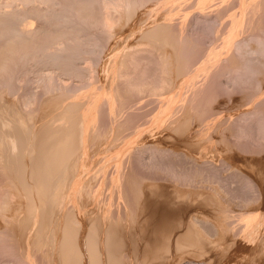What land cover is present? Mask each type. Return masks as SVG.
I'll use <instances>...</instances> for the list:
<instances>
[{"label": "bare ground", "instance_id": "6f19581e", "mask_svg": "<svg viewBox=\"0 0 264 264\" xmlns=\"http://www.w3.org/2000/svg\"><path fill=\"white\" fill-rule=\"evenodd\" d=\"M199 1L201 2V4L204 2V0H203V2L201 0H199ZM208 1H210V0H207L206 2H208ZM214 1L213 2L211 1V2L214 3ZM223 1L224 0H222V3H223ZM218 2L221 3V1H218ZM196 3H198V1ZM127 4H128V2L126 0H0V107L3 105L1 103L2 101L7 102V99H8L9 104H15V103H17V102H15L16 98H18V99L20 98L21 104H23L24 108L27 110V112L25 113L27 115L26 116L20 115L21 116L20 118H16V122L14 121V122L10 123L8 120L2 119L0 116V118L3 120V121L1 120L2 122L0 121L1 122L0 123V168L1 169L0 170H2L3 173L6 172L7 175L4 174L5 178L7 176L11 179L10 180L9 178H6V180L9 179V180H7L9 182H7V181H5V182H7L8 184L11 182L12 187L16 186V187H14L15 189H13V190H15V193L17 191L19 192V193L18 192L16 193L17 197L19 196L18 194L21 193L22 195L25 196V197L22 196V197H24L23 199H26V198L28 199L27 200L28 204L26 203V205L28 207L26 205L25 206H26V211L28 210V212H30V214L24 218L26 220V222L25 223L19 222L20 224L18 223L17 227H19L21 229H25L26 227H28L30 221H27V220L29 218H31L30 215H32L33 218L36 219L37 221L39 220V224H38L39 227L35 228V232L37 231L35 234H37L38 239H39V240H36V244L42 243V247H43V244H44L43 240H44V242L46 244L51 245V250L54 249L53 253L55 254L57 252V255L54 258L55 260L52 258V256H51V258L54 260L53 262H55L56 260L60 261V264H128L127 260L131 259V258H129V256H131V255L136 256L137 258L140 257L139 259H141V257H142V259H141L142 262H144L145 259H148V256H151V260H152V257H154V259H157V261L161 263L160 259H158L159 255L157 257L155 255V254H159V253L158 252L153 253V251H157V250H155L157 247L154 248L153 246L157 245V244L154 245V243H156V242L159 243L161 241V240H159V236H160L159 233H161V232L164 233V230H165V228L162 226L165 224V227L167 228L166 225H168L170 221L167 224L166 220L169 216L171 217L172 212L174 213L173 209L168 205L170 203L167 204V202H166L163 206L161 205L163 207L160 210L161 213L157 214L158 209L156 208L157 209L156 210V209L151 207V205L153 206V203H152L153 201L148 200L146 197H145L146 199H144L143 197H144L145 193L142 191V189H139L141 187H138L139 192L142 191L144 193L143 197H139L140 196L139 195L137 198V196H136L137 200L140 198H143V200L140 199V200H138L139 202L137 200H135V202L139 204L138 205L139 208H137V209L139 210L140 215L137 219H135V217H134V219H135V221L139 219V221H138L137 225H136L137 221H136V223L133 222L136 226L132 223H130L129 225L127 224V226H125V224H124L125 223V221H124L125 217L123 219V217L120 218L116 213H115L116 214L115 215L112 211L113 208H115V206H113V208L111 206L112 205V200H111L112 193L114 194L117 191L118 193L117 192L116 193L118 194V196H120V194H121L120 192H123V188H124V187L122 188L120 186L125 184L124 182L127 179V176H126L125 171L123 169V167H125V166H123V161L121 160V158H120V160H118L119 159V157H118L116 163H115V161H113L115 163V165H114L115 168L112 167L113 171H110L111 169L107 168V165L105 164V166H103L102 171H99V169L96 167L99 171L98 173H100V174H98L96 172L95 174L92 175V177L89 175L91 178L90 177L84 178L83 175L85 173L83 174L82 170H81V168H86L85 167L86 161H84V160L86 158L85 156L89 153V151H91V150L88 151V146L91 145L89 142L90 137H91V132L92 133L95 132L96 131L95 129L97 128V126H99V118H101L103 116H109L108 118H110V116H112L115 113V111L117 112L116 109H118L116 107V105H118V104H116L117 101H116V98H115V95L113 94V92H110L109 94H107L106 93L107 91H106L105 92L106 94H103V92L100 94L98 92L99 91L98 86H96V84L94 85L95 73L93 72V69H92L93 68L92 63L94 60L99 58L98 56H99L100 52L103 51V50L101 51V49H100L101 47H103L102 45L104 44L102 41L104 40V38L107 39L108 37L111 36L112 26L114 25L116 20L118 21V18H117V16L114 15V13H113L114 10L112 11V8H114L115 10L119 9V8L124 9V7L127 6ZM201 4L198 5V7L202 6ZM216 4L217 3H215L214 8H216L215 6H217V5L220 6V4H217V5ZM191 6H193V5H191ZM194 6H196V5H194ZM194 6H193V8H194ZM229 6H230V8H228V7L225 8L227 11H229V14H228L229 18L226 15V17H227V19H229V21H228V26H227L228 28L226 27L227 29H225V30H227L226 31L227 34H225L226 32L224 33L227 36H225V39L223 37V39L225 40V42H223V43L224 44L227 43L226 46H228L231 49L232 53L234 52V55L232 54V56H231L232 58L234 57V60H232V63H230V64L228 63V65H226V64L220 65L217 62H215V61H218L217 60L218 56L216 54H214L212 59H211L213 66L211 67V65H210V67H209V68H211L210 72L208 71L210 73V77H208V78L211 80V82H216L219 87H221L220 83L225 82V80L223 82L224 78L222 79V76L226 75L227 71L229 73L231 72L229 76H231L232 81H230L228 79L231 83L237 84V82H239L242 78L247 80L250 75L252 76V74L256 73V71H257L256 65H255L256 62L254 63V61L258 58H256V57L253 58V55H254L253 53L257 52L260 57L257 54L256 55L260 59H262L261 55L264 54V26L259 25V23H260L259 21L264 18V0H231L229 3ZM204 7H206V5ZM207 7L210 8L211 6L209 5ZM203 8H202V10H203ZM212 8H213V6H212ZM122 9H120V11ZM197 9H199V8H197ZM200 9H201V7H200ZM204 9H208V8H204ZM219 9H217V10H219ZM220 10H223V9H220ZM123 11H121V12H123ZM214 11L210 15L215 14ZM202 12H201V14H202ZM219 12H221V11H219ZM116 14H117V12H116ZM207 14L205 13V16L202 14V16L206 17ZM216 15L217 14H215V16ZM218 15H220V14H218ZM197 16H199V15H197ZM157 17H158V15H157ZM204 17H203V19H204ZM217 17H219V16H217ZM224 17H225V14H224ZM185 18H186V16H185ZM209 19H210V21H208V22L210 23L213 19L212 18H209ZM217 19L218 18H214V21H212L213 24H214L215 20H217ZM224 19H226V18H224ZM263 20L261 22H263ZM224 21H227V20H224ZM191 22L193 23V21H191ZM191 22H189V23H191ZM212 22H211V25H212ZM201 23H202V21H201ZM165 24H167V22ZM162 25L165 26L163 23H162ZM202 26H203V24H202ZM156 27H157V25H156ZM156 27L154 26V28H152V30L154 29L153 30L154 32L152 31L153 34L155 33L157 35L158 33H161V35L163 34L164 37L162 38V36L161 35L160 36L162 39H164L165 38L164 34L167 31V29H165L166 26L164 29L161 28L162 26L160 27L161 30L162 29H163V31L166 30V31H164V33H162L163 31H161L160 28H159L158 32L156 31L157 32L156 33L155 30H158V29H156ZM158 27H159V25H158ZM195 27H197V26L195 25ZM205 27H207V24ZM210 27H212V26H210ZM93 28L96 30V32L98 29L99 30L98 33L100 32V35L99 34L94 35V32H95L94 30H93L94 32H90V31H92L91 29H93ZM213 28H214V26H213ZM197 29L201 30L200 28H197ZM247 29L249 31L251 30L250 32L248 31V33H249L250 37L255 38V42L257 43V44L254 43L255 47H253V52H251V50L248 48L249 47V45H248L249 37L245 38L247 35L246 34L247 32L245 33L246 34L245 37L241 38L243 35L240 37L241 33L244 30L247 31ZM205 30H206V28H205ZM187 31H189V30H187ZM202 32H199V33L202 34ZM167 33H166V36H168ZM205 33H206V31H205ZM151 34L152 33H150V35ZM208 34H206V36ZM182 35L184 36V33ZM191 35H193V34H191ZM194 35H193V37H194ZM204 35H202V37ZM134 37H136V36H134ZM202 37L200 36L199 38H202ZM205 37L202 39L203 41H206L208 36L206 38ZM120 38H121V36H120ZM159 38L156 37L155 39H159ZM199 38H197V40L196 39H194V40L199 41L198 40ZM211 38H212V36H211ZM168 39H169V37L167 38V40ZM146 42H149V41H146ZM168 42L171 43L172 41H168ZM105 43H106V41H105ZM201 43L203 44V42H201ZM139 44H138V46H139ZM142 44H140V45H142ZM145 44H147V43H145ZM148 44H152V43H148ZM250 44H252V43H250ZM120 45H121V43H120ZM144 45H142L141 47H143ZM155 45L156 44H154V49H155ZM149 46H147L148 48H145V46H144L143 47L144 49H141V47H140V49L139 48H134V49L132 48V50L130 49V50H128V52H126V54L124 55V57L122 59L120 58L121 61L119 62V65L120 66L122 65V67L125 65L128 66V70H126L127 67L126 68L124 67L125 68L124 70L128 71L127 73L123 72V70L120 71V72H123V74L126 76L125 78H124L122 73L120 74L119 72H117L119 74V76L121 75L123 77V78H121V81H120V79L118 81L119 86H120L118 88H120V90H121V88L127 90L126 95L124 93V95L126 97L128 96V94H131V96L134 97L135 95L142 94V93H145L147 91H148L149 95H152V94L153 95H155V94H158V95L161 94L162 95V92L163 93L165 92L166 88L169 85L168 83H170L172 80V78L169 77L172 75L168 76L169 79L167 78V75H168L167 73L169 72L168 69H170V67L167 68V64L169 63L168 65L172 66L171 63H173L172 60L174 59V56H172L173 59H170V58L166 59L165 58L166 55L160 56V58H159L160 60L158 59V62L156 63L157 66L155 65L156 69L158 68L156 70V72L158 71L157 73H159V74L157 76H154V75L152 76V74H147V71L151 66L148 62L149 61L148 58H151L150 57L151 55L149 53H151L152 51H153V53L155 52V50L152 49V45L150 47ZM151 49H152V51H151ZM99 50H100V52H99ZM158 51H159V48H158ZM208 51H210V50H208ZM250 53H252V54L249 55ZM87 55H92L94 57V59L92 57V60H89L88 62H86V65H85V63H84V65H83V63L81 64L80 60L87 57ZM101 55L103 56V54H101ZM167 56L171 57V55H167ZM203 57H204V55H203ZM231 57H230V59H231ZM89 59H90V57H89ZM220 59H221V57H220ZM220 59H219V61H220ZM177 60H179L178 62L180 63V59H177ZM101 62H102V60H101ZM196 62H197V60H196ZM227 62H229V60ZM257 63H259V62H257ZM179 65H181V64H179ZM120 66L118 67V69L120 68ZM179 67H182V65ZM150 69H152V67ZM176 69H179V68L177 67ZM120 70H121V68H120ZM167 70H168V72H167ZM177 71H180V70H177ZM149 73H151V72H149ZM176 73H178V72H176ZM184 73L185 74H183V75L185 76L186 72H184ZM171 74H172V68H171ZM37 75H38V77H37ZM110 75H109V77H110ZM181 75H182V73H181ZM64 76H66V77L70 76V77H76V78L78 77L79 79L82 80L81 84L80 85L77 84V83H79L78 81L76 84H75L76 81L74 83H70L69 81H67V79L63 78ZM204 77H206V75ZM204 77H203V79L201 78L200 80L203 81ZM170 78H171V80H170ZM190 79H191V77H190ZM226 79H227V76H226ZM35 80H37V82L40 81L43 88H44L43 92H42L43 94H41V92L39 91V93L42 96H44V95L47 96L48 94L53 93L55 91H59V92L62 91V94H64L62 96H68L69 98H71L70 100H68L67 105L65 104L68 107L67 109L69 110L68 115L63 117V119H66V122H64V123L58 122L56 124V122L51 121L52 119H49L46 121H41V123L43 122V125L41 126L40 125L41 123H39L40 128H38L37 126H36L37 128L35 127V125H34L35 120H32V118L34 117V114L37 115V113L33 114V112H34L36 103L39 100V96H41L40 94H37L38 92L33 91V89H31L32 86L30 87V85L33 84V82H35ZM169 80H170V82H169ZM118 82L116 81V83H118ZM172 82H171V84H172ZM203 82H205V80ZM218 82H219V84H218ZM230 82H229V84H230ZM243 82L245 83V81H242V83ZM207 83H209V82H207ZM226 83L228 84L227 81H226ZM198 84L199 83H197L196 85H198ZM224 84H221V85L224 87L225 86ZM235 84H232V86L236 87ZM239 84L240 83H238V86L242 85V84H240V85ZM199 85H201V82ZM217 85H216V89L218 88ZM259 85H260L258 88L259 90L256 93L254 91H252L254 93H252V92L249 93V90L247 89L248 95H245V93H244L243 96H241V97L238 96L239 98H233L231 100L228 98L230 102H228L229 103L228 106H225V105L224 106L227 107L226 111L228 110L227 113L231 119V123L227 122L229 124V126L227 124V126L225 125V127H223V128L220 127L221 122L223 120L225 121V118H223V120H221V118L218 119L219 113H220L219 111L222 112V109L219 110L218 111L219 113H218L217 112L218 109L216 110V108H212V115H210V116L213 117V115H215L213 117V123H211L212 124L211 128H213V130H214V132L212 133L213 137H216L215 134H217L219 131H222V132L226 131L227 139H225L226 140V142L224 143L225 145H223L222 141H221L222 144H220L222 146H220V147L217 146V145H219V144H217L218 141H215L216 144L213 143L215 139L212 140V137H211L212 135L209 136V134L212 131L208 134L210 144L208 142L207 143L209 144V146H205V145L203 146L200 142V139L198 142L196 140L192 141V146L195 147L194 150H196V148H197L200 152V153L198 152V154H201L200 156H197L198 154H196V156H194L195 158L193 157L194 158L193 161H195L201 165V167H199V169L202 168L204 171V170H207L206 168L209 166L210 168L209 167L208 168L210 170H212L211 172L213 174H214V171H216V173H220L219 171H222V172H221V174H219V177H218L219 179L217 177H215L217 179V180L215 179L216 182H214V181L211 182L212 179L214 178L215 174L214 175L211 174L210 170L208 169L209 172L206 171L205 174L210 173L213 176H211L210 174H207L208 179L205 178V177H207L205 175L203 177H204V179H207V180H209V178L212 177V179L210 180V184L211 183L212 184L208 185L210 188L206 187L207 181H205V183L202 182L203 178H201V179L199 178L198 182L202 180L201 183H203V184H201V186L202 185L205 186V187L202 186V188H204L205 190L208 188L209 190L208 191L206 190V192H205L200 188L201 190H197V192H195L194 194H192V192H191L193 199H195L193 204L197 205L198 209L199 208H201V209L198 210L199 212H195L196 209L194 208L195 209L194 213H196V214L194 215V213L192 214V212H191V214L193 216L189 215L190 216V219H188L189 223L186 221V219L184 220V221H186V224L188 223L186 225V227L188 226L189 231L187 230L188 233L185 231L186 235L183 234V237L185 238V240L188 241L186 243H188V244L190 243L191 245L194 246L193 250L196 253V258L194 256L195 259L190 258L193 260L189 259L190 261H187V262H185V260L181 258L182 259L181 264H264V83L263 84L260 83ZM84 86L85 87L90 86L91 88H90V91L88 90L89 92H87V93L84 91L85 94L83 96L84 92L81 93L83 91V90L81 91V88ZM230 86H229V88H226V86H225V88L230 90ZM243 86H244V84L242 85V90L246 89L245 88L246 85H245V87H243ZM248 87L250 88L249 85H248ZM100 88L103 89V91H104V86H103V88L102 87H100ZM211 88H212V86H211ZM79 89L81 92H79ZM111 89H113V88H111ZM111 89H110V91H111ZM116 89H117V86H116ZM162 89L163 90L165 89V90L163 91ZM239 89L241 90V88H239ZM239 89H237V90H239ZM195 90H196V88H195ZM237 90L234 89L233 91L236 92ZM242 90H241V92H243ZM114 91H116V90H114ZM201 92H203V90ZM226 92H227V90H226ZM120 93L122 95V92H120ZM166 93H168V92H166ZM116 94H118V93H116ZM210 94H211V92H210ZM158 95H156V96H158ZM179 96H180V94H179ZM129 97H130V95H129ZM133 97L132 98L130 97L131 99L127 97V99H130V100L126 99V101L124 99L125 104H122L121 106L128 105V103H130V102L132 103V100H134V99L136 101V98H133ZM118 98H117V100H118ZM121 98L122 97L120 96V99ZM185 98H186V96H185ZM208 98H212V97H208ZM217 98H219V97H217ZM137 100H139V99L137 98ZM121 101H123V100H121ZM170 102H172V101H170ZM118 103H119V101H118ZM133 103H135V102H133ZM136 103H137V101H136ZM47 105H49V101H48ZM133 106H134V104H133ZM153 107H154V105H153ZM129 108L127 107V110ZM164 108H163V110H164ZM141 109H144V108H141ZM21 110H23V108ZM135 110H137V109H135ZM41 111L39 110L40 113H41ZM143 115H145V114H143ZM220 115H221V113H220ZM44 116L45 115H43L42 118H44ZM139 116L141 117L142 114ZM52 118H55V117H52ZM60 118H61V116H60ZM104 118H103V121H104ZM209 118H211V117H208L207 119H209ZM56 119H58V118L56 117ZM138 119H137V121H138ZM178 119L179 118H177V120ZM207 119H205V120H207ZM37 121H38V118L36 120V123H37ZM53 121H55V120H53ZM210 121H208V122H210ZM181 122H184V121H181ZM202 123H200V125ZM204 123H205V125H207V122L204 121ZM1 124H3V125H1ZM183 124L187 125V123H182V125ZM115 125H117V124H115ZM205 125H203V127ZM147 127H149V126H147ZM164 127H166V126H164ZM100 128H102V127H100ZM36 129L38 131H36ZM91 129H93V130L91 131ZM104 130L106 131L107 129H104ZM202 130L204 131V133L206 135V132H205L206 129L205 130L202 129ZM202 130H201V132H202ZM119 131H120V129H119ZM207 131H209V130H207ZM107 132H109V131H107ZM199 132H200V130H199ZM199 132H198V135H199ZM222 132H220V133H222ZM96 133H93V134H96ZM113 133H115V132H113ZM93 134H92V138L94 136ZM98 134H99V132L96 135H98ZM103 134L105 135V133H103ZM171 134L172 133L170 132V135ZM172 135H174V134H172ZM196 135L197 134H195L194 139H196L195 138ZM115 136H116V133H115ZM221 136L222 135H220L219 137H221ZM245 138L247 139L246 140L247 143H248V139L252 138L254 140L252 143L256 144L257 146L254 145V148H252V150L250 148L245 147L249 143L247 145L245 144V146H243V144L246 143V142H244ZM94 139H95V137H94ZM94 139L93 140L91 139V141H94V143H95L96 140H94ZM141 140L142 139H140V141ZM162 140H164V139H162ZM184 140L186 141L185 138H184ZM217 140H219V139L217 138ZM134 141H135V139H134ZM233 141L235 142V144H233ZM251 141H249V142H251ZM128 142H130V140H128ZM145 142H146V140H145ZM170 143L172 144V142H170ZM202 143H203V141H202ZM207 143H206V145H208ZM132 144H129V145H132ZM141 144H144L145 146H143V145L140 146V144H139V146L137 145V147H136V145H135L134 146L135 149L133 148L134 153H132V154H129L128 153L129 150L126 149L128 151L127 152L128 155H131V157L129 159L132 158V160H130L132 162L129 161L131 164L128 163V166L132 165V163H134V161H135V163H140L142 165H145L146 167L149 166V167L153 168L152 166H156L157 165L156 163H161L160 160H163L165 158L164 157L163 159H161L162 155L160 153H162L163 151L164 152L166 151V153H167L170 150L169 147L166 149V147L162 146V145L160 147L157 146L158 147L157 148V147H155V143H154V146L149 145V144H151L150 142L148 143V145L145 143H141ZM94 145L95 144H93L92 146L94 147ZM99 145H100V143H99ZM89 147L91 149V146H89ZM95 147H97V145ZM98 147H97V149H98ZM129 147H132V146H129ZM129 147H127V145H126V148L129 149ZM163 147H165V148H163ZM193 147H191V148H193ZM244 148H245V150L247 149V153L243 150ZM107 149L110 150L111 147L107 148ZM124 149H125V147H124ZM208 149H211V152L208 153L207 152ZM248 149L250 150L249 152H248ZM119 150H120V148H119ZM185 150H187V149H185ZM87 151H88V153H87ZM92 152H93V150H92ZM195 152L197 153V150ZM111 153H112V151H111ZM166 153L164 155L167 156ZM169 153L170 152H168V154ZM174 153H175V151H174ZM207 153L210 155V157L207 156L208 155ZM146 154H148V155L146 156ZM159 154L161 155V157H159ZM177 154H182V153H177ZM118 155H119V153H118ZM92 156H93V154H92ZM158 157L160 160L158 159ZM179 157H180V155H179ZM105 158H106V156H105ZM177 158H178V156H177ZM177 158L175 156V159H177ZM183 158L184 157L182 156V159ZM191 158H192V156H191ZM169 159H167V160H169ZM81 160H82V162L80 164L79 162ZM171 160H173V159H171ZM178 160H180V159H178ZM216 160H219L220 162L218 161L219 163H217ZM104 161H106V160H104ZM158 161H160V162H158ZM170 161H169V163H171ZM184 162H185V160H184ZM181 163H183V162H181ZM110 164H112V163H110ZM187 164L185 166L186 169H187ZM192 164H193V162H192ZM142 165H141V167H142ZM178 165H179V163H178ZM195 165H197V164H194V166ZM202 165L204 167L206 166V168H204ZM145 166H143V167H145ZM169 166H170V164H169ZM197 166H199V165H197ZM109 167H111V166H109ZM134 167L135 166H133V168ZM157 167H159V166H157ZM173 167L174 166H172V169H174ZM181 169H183V168H181ZM202 169H201V172L198 171V168L195 169V170H197V176H198L199 172H200V174L203 173ZM128 170H127V172H128ZM136 170H139V169L136 168ZM191 170H193V169H191ZM2 171H0L1 176H3L1 173ZM146 171H147V169H146ZM178 171H179V169H178ZM144 173H141V175ZM154 173H152V174H154ZM170 173H172L174 175L177 172L174 169V170H171ZM188 173L186 172L187 175H188ZM129 174L132 175L131 172ZM159 175H160V173H159ZM175 175H177V174H175ZM184 175H185V173H184ZM130 176L128 177V179L130 178ZM147 176L148 175L146 174V177ZM200 176H198V177H200ZM185 177H188V176H185ZM1 178H3V177H1ZM197 178H195V179H197ZM158 179H159V177H158ZM170 179H171V177H170ZM186 179H188V178H186ZM67 180H69V181L65 183L64 181H67ZM71 180H72V182H71ZM233 180L236 182L235 184L238 185V186L236 185V187H238L239 190H238V188H235V186L233 185L234 184ZM143 181H142V183H143ZM181 181H182V179H181ZM187 181H189V180H187ZM69 182H71V184ZM134 182H135V180H134ZM146 182H147V180H146ZM158 182L156 183L157 185H158ZM168 182H170V181H168ZM182 182H184V181H182ZM104 183L110 188V196H109L108 202H106V200H107L106 197H105L106 200L104 199L105 202L108 203L109 205H107L105 203L106 206L105 205H104V207L102 206L103 208H102V210H100V208H98V206L95 207V205H93L92 203L100 204L99 203L100 197H101V202L104 201V200L102 201V197L104 198L102 193H103V190H105V189H103V187L105 188V186H103ZM131 183L133 184V182H131ZM153 183L155 184L154 181H153ZM161 183H162V181H161ZM195 183H196V181H195ZM213 183H215V184H213ZM230 183L234 187L232 185H230ZM150 184H148V185H150ZM204 184H206V185H204ZM160 185L161 184H159V186ZM1 186H0V188H1L0 192H3L2 191L3 188ZM141 186H143V185L141 184ZM159 186H157L156 188H158ZM198 186H200V182H199ZM229 186L233 187L232 190L234 189L233 190L234 192L233 191L230 192L231 187H229ZM163 187H166V186H163ZM176 187H177V183H176ZM16 188H17V191H16ZM6 189H8V188H6ZM6 189H4V191H6ZM186 189H184V190L187 192ZM198 189H199V187H198ZM13 190H10V192L9 191L8 192L10 194L11 193L15 194V193L11 192ZM169 190L170 189H168V191ZM176 190L177 189L175 188V190L171 192L172 196L170 195L171 197H173L170 199L174 202L177 200L178 194L181 193L180 190H179V192H178V190L177 191ZM184 190H182V191H184ZM193 190L195 191V189H193ZM235 190L238 191L237 194L235 193L236 192ZM107 191L108 190H106V192ZM159 191H160V189H159ZM185 191L183 193H185ZM135 192H134V195H135ZM157 192H158V190H157ZM233 193L235 195H233ZM1 194L3 195V194H5V192L1 193ZM12 194L9 196H5V197L8 198L10 196H13ZM21 194H20L19 198H17V199L21 198ZM123 194H125V193H123ZM123 194H122V196H123ZM140 194L142 195V193H140ZM2 195L0 196V200H1ZM134 195H132V196H134ZM146 195H147V193H146ZM185 195H187V194L185 193ZM73 196L74 197L77 196V198L75 197V201H74ZM122 196L119 198L121 199ZM125 196H129V195H125ZM192 196H190V197H192ZM161 197L159 196V198H161ZM185 197H187V196H185ZM119 198H117V199H119ZM181 198H184V197L182 196ZM14 199H15V197H14ZM23 199H21V200H23ZM112 199H114V197ZM127 199H129V198H127ZM134 199H135V197L133 198V200ZM231 199H234L236 201V203H234L235 206L232 204L234 201ZM8 200H9V198L7 199V202H8ZM10 200L13 201L12 198ZM10 200H9V202H10ZM2 201L0 202V209L2 210V208H3L2 211L7 210V209H4L5 207H8V206L15 207V205H16V204H14V206L11 205L10 204L11 202L8 203V205H5V203H4L5 200L2 199ZM15 201L16 200H14V202ZM67 202L70 203V205H66ZM195 202L197 204H195ZM15 203H17V202H15ZM21 203H18L17 207H19V204H21ZM24 203H25V201H24ZM89 203H91L90 204L92 206L91 208H90V206H88ZM128 203H129V201H128ZM64 204H65V206H68V208L67 207L65 208ZM101 204H100V206H101ZM129 204H131V203H129ZM193 204H191V205H193ZM118 205L121 206L122 204L120 205V203H119ZM124 205L126 207L128 206L127 209L131 208V207L129 208V206H131V205H126V204H124ZM87 206L89 208H87ZM17 207H16V209H17ZM22 207H20V209L18 208L16 211L14 209L10 208L11 211L9 214L11 215V217L12 216L16 217V216L12 215V213H11L12 210H13V212L15 211L14 214H16V212L18 214V210H21ZM119 208L120 207H118V209ZM57 209L62 210L61 211L62 214H61V217L59 216L60 218H58V216H57V220H56L54 216L56 215L55 214L56 211L58 213ZM120 210H121V208H120ZM123 210H125V209H123ZM123 210H121V211H123ZM135 210H134V212H132L133 214L135 213ZM151 210H152L153 214H151ZM114 211H115V209H114ZM116 211H118L117 207H116ZM129 211L131 212V209ZM132 211H133V206H132ZM137 211H136V214H137ZM110 212H112V214ZM125 212L126 211H124L123 213L126 214ZM123 213H121L120 215H122ZM147 213L151 214L150 215L151 218L155 213L157 215H159V220H157V222L155 223L154 229H153V231H154L153 232L154 233V237H153L154 239L152 238L153 241L150 238V235H152L153 233L148 234L149 229L147 228V226L149 223L147 224V222H149L148 220H150V219L148 218L149 214L147 215ZM179 214H181V213H179ZM188 214H190V213L188 212ZM34 215H35V217H34ZM59 215H60V213H59ZM131 215L132 214H130V216ZM24 216H26V215H24ZM123 216H125V215H123ZM127 216H128V214H127ZM134 216H135V214H134ZM180 217H178V218H180ZM127 218L129 219L130 217H127ZM8 219H10V217H8ZM53 219H54L55 224L52 223ZM121 219L124 222H122ZM128 219L126 220L127 222L130 220V219L129 220ZM180 219L182 222L183 221L182 218H180ZM12 220H13V218L10 221H12ZM15 220L16 219L14 218V221ZM131 220L129 222H131ZM175 220H177V219H175ZM3 221H5V220H3ZM10 221H9V223H10ZM172 222H171V224H172ZM15 224L16 223L13 222V224H12V222H11L9 227L10 226L12 227V225H14L13 227L16 228ZM35 224L33 222L32 225H35ZM175 225H176V223H175ZM175 225H174V229L176 227ZM150 226H151V224H150ZM170 226H172V225H170ZM170 226H168V228H170ZM183 226H184V224H183ZM48 227H50L49 231H48ZM178 227H179V225H178ZM178 227H176V228L178 229ZM15 228H13V229H15ZM182 228L183 227L181 226V229ZM13 229L10 231H13ZM185 229L186 228H184V230ZM4 230H5V228H4ZM16 231H13L12 234L14 232H15L14 234H16L17 233ZM1 232L2 231L0 230V233ZM169 232H171V231H169ZM180 232H178V233L180 234ZM2 233L4 234V231ZM21 233H23V232H21ZM173 233H175V232H173ZM183 233H184V231H183ZM35 234H34V236H35ZM1 235L2 234H0V237H1ZM166 235H168V234H166ZM171 235H173V234L171 233ZM181 235H182V232H181ZM19 236H21V235H19ZM34 236H33V238H34ZM162 236L165 237V235H162ZM167 237H165V240L166 239L168 240ZM178 237H181V236L179 235ZM2 238L3 237H1V239ZM18 239L21 240V237L20 238L18 237ZM34 239H36V238H34ZM162 239H163V237H162ZM165 240L163 239V241L166 243ZM176 240H175L176 245H178L177 242H178V240H181V239L176 238ZM185 240H183V242H182V240L179 241L178 242L179 245L180 246H181V244L184 245L183 243L185 242ZM34 241L35 240H31V242L33 244H34ZM164 242H162V243H164ZM167 242H168L167 244L170 243V241H167ZM180 242H182V243L180 244ZM27 243H29V242H27ZM162 243H161V245H159L160 247H162ZM165 243L163 245H165ZM38 244H37V246H38ZM46 244H44V245H46ZM167 244H166V246H167ZM31 245H29V246H31ZM24 246H25V244H24ZM35 247H36V245H35ZM38 247H36V248L38 249ZM40 249H43V248H40ZM165 249H166V247H165ZM178 249L179 248H177L176 250L178 251ZM167 250H168V246H167ZM176 250H175V252H176ZM180 250H181V248L179 249V251ZM183 251H185V250H183ZM159 252H161V250ZM167 252H166V254H169ZM185 253H186V251H185ZM39 254L42 255L43 253H39ZM45 254H48V252H46ZM153 254H154V256H153ZM162 254H163V252H162ZM169 255H171V253ZM169 255H167L166 258H164L165 256L163 257L167 263H169V261H171L169 259L173 258V257L169 258ZM176 255H177V252H176ZM179 255L182 256L183 254L181 255L179 253ZM42 256H45V258H46V255L43 254ZM180 256H177V257H180ZM161 257L162 256L160 255V258ZM45 258H44V260H45ZM137 258H136V260H137ZM176 259L178 260V258H176ZM181 259L179 258L180 261H181ZM42 260H41V262H42ZM48 260H50V259H48ZM183 260H184V262H183ZM132 261H131V263H132ZM134 261H135V259H134ZM146 261H148V260H146ZM157 261H156V264H158ZM35 262L36 261H34V263ZM41 262H40V264H41ZM45 262H47V260ZM50 262H51V260H50ZM137 262H139V261H137ZM137 262L135 264H137ZM149 262H151V261H149ZM166 262H165V264H166ZM31 263H32V261H31ZM49 263H45V264H49ZM162 263H163V260H162ZM36 264H37V262H36ZM141 264H143V263H141ZM173 264H180V263H173Z\"/></svg>", "mask_w": 264, "mask_h": 264}, {"label": "rangeland", "instance_id": "374dc122", "mask_svg": "<svg viewBox=\"0 0 264 264\" xmlns=\"http://www.w3.org/2000/svg\"><path fill=\"white\" fill-rule=\"evenodd\" d=\"M127 2H128V4H127V6H125L124 7V9H122V8H119V9H114V8H112V11H113V13H114V15L115 16H117V18H118V21L116 20L115 21V23H114V25L112 26V33H111V36L110 37H108L107 39L106 38H104V40L102 41L104 44L102 45L103 47H101L100 49H101V51L102 52H100V50H99V52H100V54H99V58L98 59H96V60H94L93 61V63H92V69H93V72L95 73V76H94V80H95V82H94V85L96 84V86H98V92L101 94L102 92H103V94H109L110 92H113V94L115 95V98H116V104H118V105H116V107L118 108V109H116L117 110V112L115 111V113L112 115V116H110V118H108L109 116H103V117H101V118H99V126H97V128L95 129L96 131L95 132H93V133H98L99 132V134L98 135H96V134H93L92 132H91V137H90V140H89V142H90V144L91 145H89V146H91V149H90V147L88 146V151L89 150H91V151H89V153H88V151H87V155L84 157L85 158V160L84 161H86L85 162V167L86 168H81V170H82V173L84 174L83 176H84V178L85 177H92V175L93 174H95L96 172L98 173L99 171H102V169H103V166H105V164L107 165V168H110L111 170L110 171H113V168H115V163H116V161H117V158L119 157V159L118 160H120V158H121V160L123 161V166H125V167H123V169H124V171H125V174H126V176H127V179H126V181L124 182L125 184H123L122 186H120V187H124L123 188V192H120L121 194H120V196H118V192L116 193H112V197H111V200H112V208H113V206H115V208H113V213L115 214H117L120 218H122L123 217V219H124V217H125V219H124V221H125V226H127V224L129 225L130 223H132V224H134V223H136V221H137V223H136V225L138 224V221H139V219L138 220H136L135 221V219H137L138 217H139V210L137 209V208H139L138 207V203H136L135 202V200H137V198H138V196L139 197H143V194H144V199H148V200H152L153 202V206L151 205V207L152 208H154V209H158V212H157V214L158 213H161V209L163 208L162 206L167 202V204L168 203H170V204H168L172 209H173V211H174V213L172 212L171 213V217L169 216L168 218H167V220H166V223L168 224V222H169V224L168 225H166L167 226V228H168V226H170V225H172V226H170V228H166L165 227V224L162 226V227H164L165 228V230H164V233L163 232H161V233H159L160 234V236H159V240H161L160 242L162 243V242H164L163 241V239L165 240V237H167L168 238V240L166 239L165 241H166V243H165V245H163L164 243H162V247H160L159 245H161V243L159 244L158 242H156V243H154V245L155 244H157V245H155V246H153L154 248H156L155 250H157V251H153V253L155 252V253H159V254H155L156 255V257L158 256L159 258L158 259H160V261H161V263H162V260H163V263L162 264H165V259L164 258H166V256L167 255H169L170 253H171V255H169V258H172V259H169V260H171V261H169V263H167L166 262V264H173V263H182V259H184L185 260V262H187V261H190V260H193V259H195L196 258V253H195V251L193 250L194 249V246L193 245H191L190 243L188 244V243H186V242H188L187 240H185V238L183 237V234H185L186 235V233H185V231L187 232V230L189 231V229H188V226L186 227V225L189 223V220L188 219H190V216H193L192 214L194 213V210L196 209V211L195 212H199L198 210L199 209H201V208H199L198 209V207H197V205H194L193 203H194V201H195V199H193V196H192V194H194L195 192H197V190H203V191H205L206 192V190L208 191L209 189L207 188L206 190L204 189V188H202V186H201V184H203V183H201V181L202 182H204L205 183V181H207V186L206 187H209L208 185L210 184V180L212 179V177L211 178H209V180H207L208 179V176H207V174H213L211 171L212 170H210L208 167L206 168V166L204 167L203 165V167L204 168H206L207 170H204L203 171V169H202V171H203V173L202 174H200V172H201V169H199V167H201V165L200 164H198L197 162H195V161H193L194 160V156H196V154H198V152H199V150L196 148V150H197V153L195 152L196 150H194L195 149V147H193L192 146V141H199V139H200V142H201V144L204 146H209V136H211L212 137V140H214V144H216V142L215 141H218L217 142V144H219V145H217V146H222V145H220V144H222V142H223V145H225L224 143L226 142V140L225 139H227V133H226V131H224V132H222V131H219L217 134H215L216 135V137H213V132H214V130H213V128H211V123H213V117L215 116V115H213V117L212 116H210V115H212V108H216V110H217V112L219 111V110H221L222 109V112L221 111H219L220 113H221V115H220V113H219V118L218 119H220L221 118V120H223V118H225V121L223 120L222 122H221V124H220V127L221 128H223V127H225V125L227 126V122H230L231 123V119H230V116L228 115V113H227V111H226V109H227V107H225V106H228V102H230L229 101V99L231 100V99H233V98H239V97H241V96H243L244 95V93H245V95H248L247 94V92H248V90H249V93L250 92H252V91H254L255 93L259 90L258 88H259V84L261 83V84H263L264 83V54L263 55H261V58L262 59H260L259 57V54L257 53V52H255V53H253L254 55H253V58L254 57H256V58H258V59H256L255 61H254V63H255V65H256V68H257V71H256V73H254V74H252V76L250 75L249 76V78L247 79V80H245V79H241L239 82H237V84H235V83H231L230 81H232L231 80V76H229L230 75V73L227 71V73H226V75H223L222 76V79H223V82H224V80H225V84L224 83H220V86L221 87H219L218 85H217V83L216 82H211V80L208 78V77H210V69L211 68H209L210 67V65H211V67L213 66L212 65V57H213V55L214 54H216L218 57H217V60L219 61V59H220V57H221V59H220V61L218 62V61H215V62H217L218 64H220V65H228V63L230 64V63H232V60H234V57L232 58L231 56H232V54L234 55V52L232 53V51H231V49L228 47V46H226L227 45V43H223V42H225V36H227V35H225V34H227V30H225V29H227L228 27V21H229V19H227V17L229 18V16H228V14H229V11H227L225 8H230V6H229V3H230V1L231 0H224L223 1V3H222V0H210V1H208V2H206L207 0H204V2H203V0H201L203 3L201 4V2L199 1V0H195L196 2L198 1V3H196L194 0H126ZM166 1V2H165ZM190 1V2H189ZM214 1V3H212V2ZM217 1V2H216ZM218 1H221V3L220 2H218ZM131 2V3H130ZM193 2V3H192ZM206 2V3H205ZM228 2V3H227ZM138 3V4H137ZM182 3V4H181ZM191 3V4H190ZM208 3V4H207ZM215 3H217V4H220V6H218L217 4V6H215L216 8H214V5H215ZM206 5V7H204V8H208V9H204L202 6H199L198 7V5ZM225 4V5H224ZM146 5V6H145ZM191 5H196V6H194V8H193V6H191ZM211 6L210 8L209 7H207V6ZM212 6H213V8H212ZM127 7V8H126ZM136 7V8H135ZM141 7V8H140ZM163 7V8H162ZM184 7V8H183ZM187 7V8H186ZM200 7H201V9H200ZM160 8V9H159ZM197 8H199V9H197ZM202 8H203V10H202ZM223 9V10H220V9ZM237 8V7H236ZM120 9H122L121 11H123V12H121L120 11ZM182 9V10H181ZM217 9H219V10H217ZM225 9V10H224ZM137 10V11H136ZM187 10V11H186ZM197 10V11H196ZM214 11V13L215 14H217L216 16H215V14H213V15H210V14H212V12ZM177 11V12H176ZM203 11V12H202ZM206 11V12H205ZM219 11H221V12H219ZM226 11V12H225ZM116 12H117V14H116ZM164 14H163V13ZM199 12V13H198ZM201 12H202V14L205 16V13L207 14L206 15V17H204V16H202V14H201ZM205 12V13H204ZM125 13V14H124ZM168 13V14H167ZM124 14V15H123ZM134 14V15H133ZM161 14V15H160ZM177 14V15H176ZM218 14H220V15H218ZM224 14H225V17H224ZM157 15H158V17H157ZM197 15H199V16H197ZM201 15V16H200ZM226 15H227V17H226ZM164 16V17H163ZM185 16H186V18H185ZM191 16V17H190ZM196 16V17H195ZM212 16V17H211ZM217 16H219V17H217ZM193 17V18H192ZM201 19H199V18ZM203 17H204V19H203ZM155 18V19H154ZM177 18V19H176ZM209 18H212L211 20L212 21H214V18H218L217 20H215V22H214V24H213V22H212V25H211V22L209 23L208 21H210V19ZM224 18H226V19H224ZM120 19V20H119ZM125 19V20H124ZM128 19V20H127ZM154 19V20H153ZM183 19V20H182ZM191 19V20H190ZM264 19V18H263ZM263 19H261L259 22V25H263L264 26V20ZM123 20V21H122ZM153 22H152V21ZM177 22H176V21ZM198 20V21H197ZM224 20H227V21H224ZM263 20V22H261ZM171 21V22H170ZM191 21H193V23L191 22ZM201 21H202V23H201ZM205 21V22H204ZM219 21V22H218ZM122 22V23H121ZM167 22V24H165ZM169 22V23H168ZM189 22H191V23H189ZM195 22V23H194ZM198 22V23H197ZM147 23V24H146ZM162 23L166 26V28H165V26H163L162 25ZM216 23V24H215ZM225 23V24H224ZM194 24V25H193ZM202 24H203V26H202ZM206 24H207V27H205L206 26ZM210 24V25H209ZM123 27H122V26ZM144 25V26H143ZM147 25V26H146ZM156 25H157V27H158V25H159V27L157 28L156 27ZM177 25V26H176ZM181 25V26H180ZM189 25V26H188ZM195 25L197 26V27H195ZM154 26L156 27V29H158V30H155V32L157 31H159V28L161 27V28H165V29H167V31L166 30H164V31H166V33L168 34V36H166V33L164 34L165 35V40L164 39H162L164 36H163V34L161 35V33H158L157 35L154 33L153 34V30H152V28H154ZM188 26V27H187ZM192 26V27H191ZM199 26V27H198ZM210 26H212V27H210ZM213 26H214V28H213ZM138 27V28H137ZM140 27V28H139ZM195 27V28H194ZM204 29H203V28ZM225 27V28H224ZM227 27V28H226ZM95 28V27H94ZM91 29L92 31H90V32H94V35L96 34H99L100 35V32L98 33V29H97V32H96V30L95 29ZM117 28V29H116ZM124 28V29H123ZM161 28H160V30H161ZM197 28H200L201 30H199V29H197ZM205 28H206V30H205ZM214 30H213V29ZM224 28V29H223ZM142 29V30H141ZM163 29L161 30V31H163ZM181 29V30H180ZM94 30V31H93ZM125 30V31H124ZM187 30H189V31H187ZM255 30V29H254ZM136 31V32H135ZM153 31V32H152ZM164 31L162 32V33H164ZM202 32V34L201 33H199V32ZM205 31H206V33H205ZM248 29H247V31L246 30H244L242 33H241V35H240V37L241 38H243V37H245V35H246V37L245 38H248L249 37V39H248V45H249V49L251 50V52H253V47H255V45H254V43L255 44H257L256 42H255V38L254 37H250V35H249V33H248ZM251 31V30H250ZM249 31V32H250ZM256 31V30H255ZM149 32V33H148ZM156 32V33H157ZM193 32V33H192ZM212 36V38H211V36L208 34V33ZM226 32V33H225ZM247 32V33H246ZM150 33H152L151 35H150ZM170 33V34H169ZM184 33V36L182 35V34ZM225 33V34H224ZM246 33V34H245ZM93 34V33H92ZM148 34V35H147ZM181 34V35H180ZM191 34H195L194 35V37H193V35H191ZM201 34V35H200ZM205 34V35H204ZM206 34H208L207 36H206ZM130 35V36H129ZM162 36V38H161V36ZM191 35V36H190ZM202 35H204L203 37H202ZM118 36V37H117ZM120 36H121V38H120ZM129 36V37H128ZM133 36V37H132ZM134 36H136V37H134ZM148 36V37H147ZM181 36V37H180ZM202 37V38H199V37ZM207 37V39H206V41H203L202 39L204 38V37ZM113 37V38H112ZM128 37V38H127ZM140 37V38H139ZM156 37H160L159 39H155ZM169 37V39L167 40V38ZM172 37V38H171ZM183 37V38H182ZM199 38L198 40L199 41H196L197 40V38ZM205 37V38H206ZM223 37H224V39H223ZM112 38V39H111ZM136 38V39H135ZM103 39V38H102ZM151 39V40H150ZM162 39V40H161ZM172 39V40H171ZM194 39H196V40H194ZM201 39V40H200ZM212 39V40H211ZM129 40V41H128ZM142 40V41H141ZM149 41V42H146V41ZM205 40V39H204ZM105 41H106V43H105ZM120 41V42H119ZM157 41V42H156ZM163 41V42H162ZM168 41H172L171 43H169ZM251 41V42H250ZM108 42V43H107ZM119 42V43H118ZM156 42V43H155ZM161 42V43H160ZM201 42H203V44L201 43ZM208 42V43H207ZM120 43H121V45H120ZM142 44V45H144L145 43H152V44H145L144 46H145V48H148L147 46H151L152 45V49L153 50H155V52L153 53V51H152V49H151V53H149L148 55L152 58H148V62H149V64L151 65L150 66V68L152 67V69H148V71L149 72H151V73H149L148 71H147V74H152V76L154 75V76H157L159 73H157L156 72V70L158 69H156V67H155V65L157 66V62H158V59L160 58V56H164V55H166L165 56V58L166 59H173V57L172 56H174V59L172 60L173 61V63H171V65L172 66H170V65H168L167 64V68L168 67H170V69H168L169 70V72H168V70H167V78H168V76L169 75H172V76H169V77H171L172 78V80H171V78H170V80H171V82H172V84H171V82H170V80H169V82L170 83H168L167 85H168V89L166 88V90H165V92L163 93L162 92V95L161 94H155V95H149L148 94V91L147 92H145V93H142V94H138V95H135L134 97L133 96H131V94H128V98H136V101H137V103H136V101H135V99L134 100H132V103L130 102V103H128V105H123V106H121L122 104H125V101H126V99H127V97L125 96L126 95V93H127V90L126 89H122L121 88V90H120V88H118V87H120L119 86V79H120V81H121V78H123L121 75V77L119 76V74L117 73V72H119L120 74L122 73L123 74V72H128V71H126V70H128V66H123L122 67V65L120 66L119 65V62L121 61V59L124 57V55L126 54V52H128V50H132V48L134 49V48H139L140 49V47L142 46V45H140V44ZM206 43V44H205ZM250 43H252V44H250ZM138 44H139V46H138ZM154 44H156L155 45V49H154ZM163 44V45H162ZM210 44V45H209ZM217 46H216V45ZM147 45V46H146ZM137 46V47H136ZM143 46V47H144ZM149 46V47H150ZM204 46V47H203ZM214 48H213V47ZM116 47V48H115ZM143 47H141V49H144ZM159 48V51H158V48ZM225 47V48H224ZM106 48V49H105ZM115 48V49H114ZM212 48V49H211ZM228 48V49H227ZM204 49V50H203ZM109 50V51H108ZM114 50V51H113ZM162 50V51H161ZM166 50V51H165ZM208 50H210V51H208ZM212 50V51H211ZM230 50V51H229ZM106 51V52H105ZM113 51V52H112ZM229 53H228V52ZM119 52V53H118ZM123 53V54H122ZM157 53V54H156ZM163 53V54H162ZM212 53V54H211ZM101 54H103V56L101 55ZM114 54V55H113ZM194 54V55H193ZM224 54V55H223ZM227 56H226V55ZM252 53H250L249 55H251ZM259 56H257V55ZM123 55V56H122ZM167 55H171V57L170 56H167ZM203 55H204V57H203ZM212 55V56H211ZM90 57V59H89V57ZM113 56V57H112ZM122 56V57H121ZM158 56V57H157ZM92 55H87V57H85V58H83L82 60H80L81 62V64L83 63V65H84V63H85V65H86V62H88L89 60H92ZM154 57V58H153ZM176 57V58H175ZM225 57V58H224ZM230 57H231V59H230ZM121 58V59H120ZM157 58V59H156ZM189 58V59H188ZM202 58V59H201ZM210 58V59H209ZM93 59H94V57H93ZM120 59V60H119ZM151 59V60H150ZM154 59V60H153ZM177 59H180V63L178 62L179 60H177ZM229 60V62H227L228 60ZM86 60V61H85ZM101 60H102V62H101ZM160 60V59H159ZM196 60H197V62H196ZM222 60V61H221ZM258 60V61H257ZM262 60V61H261ZM152 61V62H151ZM168 61V60H167ZM171 61V62H172ZM100 62V63H99ZM111 62V63H110ZM115 62V63H114ZM169 62V61H168ZM176 62V63H175ZM196 62V63H195ZM222 62V63H221ZM257 62H259V63H257ZM103 63V64H102ZM216 63V64H217ZM224 63V64H223ZM88 64V63H87ZM179 64H181L182 65V67H179V66H181V65H179ZM196 64V65H195ZM106 65V66H105ZM118 65V66H117ZM179 65V66H178ZM184 65V66H183ZM195 65V66H194ZM99 66V67H98ZM117 66V67H116ZM120 66V68H121V70H120V68L118 69V67ZM154 66V67H153ZM208 66V67H207ZM110 67V68H109ZM127 67V69L126 70H124L125 68ZM179 68V69H176V68ZM197 67V68H196ZM102 68V69H101ZM104 68V69H103ZM123 68V69H122ZM171 68H172V74H171ZM95 69V70H94ZM117 69V70H116ZM194 69V70H193ZM119 70V71H118ZM123 70V72H120V71H122ZM152 70V71H151ZM177 70H180V71H177ZM101 71V72H100ZM103 71V72H102ZM114 71V72H113ZM209 71V72H208ZM155 72V73H154ZM176 72H178V73H176ZM184 72H186V75L184 76L183 74H185ZM93 73V74H94ZM108 73V74H107ZM181 73H182V75H181ZM189 73V74H188ZM207 73V74H206ZM111 74V75H110ZM188 74V75H187ZM206 75V77H204L205 75ZM109 75H110V77H109ZM201 75V76H200ZM255 75V76H254ZM262 75V76H261ZM115 76V77H114ZM123 76H124V78L126 77L124 74H123ZM225 76V77H224ZM226 76H227V79H226ZM37 77H38V75H37ZM70 76H64L63 78L64 79H67V81H69L70 83H74L75 81V84L77 83V81L79 82V83H77V84H81V79H79L78 77V79L76 78V77H70ZM177 77V78H176ZM181 77V78H180ZM185 77V78H184ZM190 77H191V79H190ZM203 77H204V80H205V82H203L202 80H200L201 78L203 79ZM76 78V79H75ZM118 78V79H117ZM253 78V79H252ZM70 79V80H69ZM72 79V80H71ZM98 79V80H97ZM169 79V78H168ZM209 79V80H208ZM230 81H229V80ZM183 80V81H182ZM199 80V81H198ZM116 81L118 82V83H116ZM226 81L228 82V84L226 83ZM242 81H245V83L243 82L242 83ZM106 82V83H105ZM112 82V83H111ZM176 82V83H175ZM181 82V83H180ZM185 82V83H184ZM200 82H201V85H199L200 84ZM204 84H203V83ZM207 82H209V83H207ZM229 82H230V84H229ZM253 82V83H252ZM111 83V84H110ZM197 83H199L198 85H196ZM238 83H240V84H244V86L243 87H245V85H246V89H243L242 90V85H240V86H238ZM83 84V83H82ZM117 84V85H116ZM177 84V85H176ZM218 84H219V82H218ZM221 84H224L225 86H226V88H229V86H230V90L229 89H226L225 88V86L223 87ZM227 84V85H226ZM232 84H235L236 85V87H233L232 86ZM216 85L218 86V88L216 89ZM229 85V86H228ZM234 85V86H235ZM248 85L250 86V88L248 87ZM32 86V87H31ZM102 87L103 88V86H104V91H103V89H101L100 87ZM106 86V87H105ZM116 86H117V89H116ZM174 86V87H173ZM198 86V87H197ZM205 86V87H204ZM211 86H212V88H211ZM228 86V87H227ZM30 87H31V89H33V91H36V92H38L37 94H40L39 93V91L41 92V94H43L42 92H43V86H42V84H41V82L40 81H38L37 82V80H35V82H33V84H31L30 85ZM36 87V88H35ZM40 87V88H39ZM88 89H87V88ZM84 86V87H82L81 88V91H80V89H79V92H81V93H83L84 91L87 93V92H89L90 91V86ZM176 87V88H175ZM235 90H237V89H239V88H241V90L243 91V92H241V90L239 89V90H237L236 92L235 91H233L234 89ZM256 87V88H255ZM107 88V89H106ZM111 88H113V89H111ZM195 88H196V90H195ZM215 88V89H214ZM225 88V89H224ZM42 89V90H41ZM85 89V90H84ZM106 89V90H105ZM110 89H111V91H110ZM175 89V90H174ZM233 89V90H232ZM248 89V90H247ZM38 90V91H37ZM89 90V91H88ZM114 90H116V91H114ZM120 90V91H119ZM163 90V89H162ZM163 90V91H164ZM203 90V92H201ZM226 90H227V92H226ZM247 90V91H246ZM107 91V92H106ZM109 91V92H108ZM233 91V92H232ZM241 93H239V92ZM246 91V92H245ZM85 92L83 93V96H84V94H85ZM106 92V93H105ZM120 92H122V95H121V93ZM166 92H168V93H166ZM200 92V93H199ZM210 92H211V94H210ZM254 92H252V93H254ZM54 93V94H53ZM53 93H50V94H48L47 96H42L41 94V96H39V100H38V102L36 103V106H35V109H34V112H33V114L34 113H37V115L36 114H34V117L32 118V120H35V127L37 126L38 128H40L39 126L41 125H43V122L41 123V121H46V120H49V119H52L51 121L52 122H56V124L59 122V123H64V122H66V119H63V117H65V116H67L68 115V113H69V110L67 109L68 107L66 106L67 105V103H68V100H70L71 98H69L68 96H62V95H64V94H62V91H55V92H53ZM61 93V94H60ZM116 93H118V94H116ZM124 93H125V95H124ZM166 93V94H165ZM6 94V93H5ZM53 94V95H52ZM173 94V95H172ZM179 94H180V96H179ZM234 94V95H233ZM55 95V96H54ZM61 95V96H60ZM129 95H130V97H129ZM146 97H145V96ZM156 95H158V96H156ZM166 95V96H165ZM213 95V96H212ZM5 96V95H4ZM120 96L122 97L121 99H120ZM185 96H186V98H185ZM239 96V97H238ZM41 97V98H40ZM58 97V98H57ZM65 97V98H64ZM119 97V98H118ZM126 97V98H125ZM152 97V98H151ZM161 97V98H160ZM164 97V98H163ZM208 97H212V98H208ZM217 97H219V98H217ZM223 97V98H222ZM117 98H118V100H117ZM130 98V99H131ZM137 98L139 99V100H137ZM142 100H141V99ZM229 98V99H228ZM18 98H16V100H15V102H17V103H15V104H9V100L7 99V102L6 101H2L1 103L3 104L1 107H0V116H1V118L2 119H6V120H8L10 123L11 122H16V118H20L22 115H24V116H26L27 114H25L26 112H27V110L24 108V106H23V104H21V100H20V98L17 100ZM47 101H46V100ZM124 99H125V101H124ZM130 99H127V100H130ZM145 101H144V100ZM151 99V100H150ZM155 99V100H154ZM159 99V100H158ZM174 99V100H173ZM180 99V100H179ZM208 99V100H207ZM20 100V101H19ZM45 100V101H44ZM121 100H123V101H121ZM212 100V101H211ZM48 101H49V105H47V103H48ZM67 101V102H66ZM118 101H119V103H118ZM141 101V102H140ZM148 101V102H147ZM155 101V102H154ZM159 101V102H158ZM170 101H172V102H170ZM123 102V103H122ZM133 102H135V103H133ZM140 102V103H139ZM145 102V103H144ZM150 102V103H149ZM223 102V103H222ZM227 104H226V103ZM44 103V104H43ZM121 103V104H120ZM155 103V104H154ZM160 103V104H159ZM166 103V104H165ZM173 103V104H172ZM220 103V104H219ZM225 103V104H224ZM17 104V105H16ZM66 104V105H65ZM133 104H134V106H133ZM136 104V105H135ZM141 104V105H140ZM164 104V105H163ZM9 105V106H8ZM51 105V106H50ZM153 105H154V107H153ZM225 105V106H224ZM15 106V107H14ZM59 106V107H58ZM161 106V107H160ZM165 108H164V107ZM23 108V110H21L22 108ZM127 107L129 108L128 110H127ZM65 108V109H64ZM120 108V109H119ZM122 108V109H121ZM141 108H144V109H141ZM163 108H164V110H163ZM18 109V110H17ZM68 111H67V110ZM135 109H137V110H135ZM5 110V111H4ZM13 110V111H12ZM26 110V111H25ZM38 112H37V111ZM39 110L41 111V113L39 112ZM152 110V111H151ZM45 111V112H44ZM53 111V112H52ZM142 111V112H141ZM211 111V112H210ZM13 112V113H12ZM20 112V113H19ZM44 112V113H43ZM7 113V114H6ZM17 113V114H16ZM24 113V114H23ZM54 113V114H53ZM57 113V114H56ZM59 113V114H58ZM136 113V114H135ZM160 113V114H159ZM142 114V116L140 117L139 115H141ZM143 114H145V115H143ZM149 114V115H148ZM209 114V115H208ZM21 115V116H20ZM41 115V116H40ZM43 115H45L44 116V118H42V116ZM48 115V116H47ZM52 115V116H51ZM134 115V116H133ZM59 116V117H58ZM60 116H61V118H60ZM118 116V117H117ZM222 116V117H221ZM225 116V117H224ZM10 117V118H9ZM52 117H55V118H52ZM56 117L58 118V119H56ZM105 117V118H104ZM153 117V118H152ZM156 117V118H155ZM165 117V118H164ZM208 117H211V118H209V119H207ZM229 117V118H228ZM0 118V121L2 120ZM15 118V119H14ZM37 118H38V121H37V123H36V120H37ZM103 118H104V121H103ZM139 118V119H138ZM177 118H179L178 120H177ZM184 118V119H183ZM14 119V120H13ZM43 119V120H42ZM137 119H138V121H137ZM151 119V120H150ZM205 119H207V120H205ZM229 119V120H228ZM53 120H55V121H53ZM136 120V121H135ZM163 120V121H162ZM211 120V121H210ZM3 121V120H2ZM1 121V122H2ZM103 121V122H102ZM149 121V122H148ZM151 121V122H150ZM181 121H184V122H181ZM203 123H202V122ZM204 121L205 122H207V125H205V123H204ZM208 121H210V122H208ZM0 122V123H1ZM105 122V123H104ZM112 122V123H111ZM139 122V123H138ZM156 122V123H155ZM173 122V123H172ZM189 122V123H188ZM39 123H41L40 125H39ZM121 123V124H120ZM130 123V124H129ZM182 123H187V125L186 124H183L182 125ZM200 123H202L201 125H200ZM115 124H117V125H115ZM160 124V125H159ZM1 125H3V124H1ZM107 125V126H106ZM125 125V126H124ZM145 125V126H144ZM199 125V126H198ZM203 125H205L204 127H203ZM224 125V126H223ZM112 126V127H111ZM147 126H149V127H147ZM164 126H166V127H164ZM181 126V127H180ZM207 126V127H206ZM209 126V127H208ZM228 126H229V124H228ZM36 127V128H37ZM100 127H102V128H100ZM108 127V128H107ZM121 127V128H120ZM138 127V128H137ZM154 127V128H153ZM178 127V128H177ZM189 127V128H188ZM201 128V129H200ZM211 128V129H210ZM104 129H107L106 131L104 130ZM119 129H120V131H119ZM135 129V130H134ZM196 129V130H195ZM202 129H206L205 130V132H206V135H205V133H204V131L202 130ZM93 129H91V131H92ZM98 130V131H97ZM132 130V131H131ZM141 130V131H140ZM164 130V131H163ZM172 130V131H171ZM198 130V131H197ZM199 130H200V132H199ZM201 130H202V132H201ZM207 130H209V131H207ZM36 131H38L37 129H36ZM102 131V132H101ZM107 131H109V132H107ZM117 131V132H116ZM124 133H123V132ZM167 131V132H166ZM169 131V132H168ZM194 131V132H193ZM197 131V132H196ZM212 131V132H211ZM113 132H115L116 133V136H115V133H113ZM131 132V133H130ZM170 132L172 133V134H174V135H170ZM198 132H199V135H198ZM208 132V133H207ZM211 132V133H210ZM220 132H222V133H220ZM103 133H105V135L103 134ZM140 133V134H139ZM144 133V134H143ZM147 133V134H146ZM202 135H201V134ZM210 133V134H209ZM92 134L94 135L93 136V138H92ZM118 134V135H117ZM120 134V135H119ZM127 134V135H126ZM133 134V135H132ZM177 134V135H176ZM195 134H197L196 135V139H194V136H195ZM208 134H209V136H208ZM137 135V136H136ZM150 135V136H149ZM153 135V136H152ZM180 135V136H179ZM193 135V136H192ZM220 135H222L221 137H219ZM100 136V137H99ZM108 136V137H107ZM114 136V137H113ZM141 136V137H140ZM145 136V137H144ZM158 136V137H157ZM164 136V137H163ZM94 137H95V139H94ZM129 137V138H128ZM173 137V138H172ZM193 137V138H192ZM199 137V138H198ZM124 138V139H123ZM183 138V139H182ZM184 138L186 139V141L184 140ZM217 138L219 139V140H217ZM91 139L93 140H96V142L94 143V141H91ZM98 139V140H97ZM102 141H101V140ZM104 139V140H103ZM107 139V140H106ZM112 139V140H111ZM134 139H135V141H134ZM140 139H142L141 141H140ZM162 139H164V140H162ZM100 140V141H99ZM118 140V141H117ZM120 140V141H119ZM122 140V141H121ZM124 140V141H123ZM128 140H130V142H128ZM132 140V141H131ZM145 140H146V142H145ZM206 140V141H205ZM208 140V141H207ZM246 138H245V140H244V142H246ZM252 140V141H251ZM183 141V142H182ZM188 141V142H187ZM202 141H203V143H202ZM205 141V142H204ZM222 141V142H221ZM249 141H251V142H249ZM254 140L252 139V138H249L248 139V143L246 142V143H244L243 144V146H245V144L247 145V146H245V147H247V148H250L251 150H252V148H254V145L255 146H257L256 144H253L252 142H253ZM98 142V143H97ZM105 142V143H104ZM128 142V143H127ZM133 144H132V143ZM139 142V143H138ZM151 143V144H149V145H153L154 146V143H155V147H160L161 145L162 146H165L166 147V149L169 147V151L168 152H170L169 154H168V152L166 153V151L164 152H162V153H160L161 155H162V157H161V155L159 154V157H161V159H163L164 157V159L163 160H160L159 159V157H158V159L161 161V163H156L157 165L156 166H152L153 168H151V167H146L145 165H142V164H140V163H135V161H134V163H132V165H129L128 166V163L129 164H131L130 162H132V161H130V160H132V158L131 159H129L130 157H131V155H128V153L129 154H132V153H134V146L136 145V147H137V145L139 146V144H140V146H145L144 144H141V143H145V144H147L148 145V143ZM170 142H172V144L170 143ZM190 142V143H189ZM209 144H208V143ZM221 142V143H220ZM99 143H100V145H99ZM120 143V144H119ZM163 143V144H162ZM166 145H165V144ZM205 143V144H204ZM206 143L208 144V145H206ZM93 144H95L94 145V147L92 146ZM117 144V145H116ZM122 144V145H121ZM129 144H132V145H129ZM158 144V145H157ZM184 144V145H183ZM233 144H235V142L233 141ZM97 145V147H98V149H97V147H95ZM111 145V146H110ZM116 145V146H115ZM126 145H127V147H129V146H132V147H129V149L128 148H126ZM146 145V146H147ZM188 145V146H187ZM252 145V146H251ZM103 146V147H102ZM118 146V147H117ZM125 147V149H124V147ZM175 146V147H174ZM235 146V145H234ZM249 146V147H248ZM93 147V148H92ZM111 147V149L109 150V149H107V148H110ZM122 147V148H121ZM157 147V148H158ZM165 147H163V148H165ZM191 147H193V148H191ZM96 148V149H95ZM119 148H120V150H119ZM134 148V149H133ZM95 149V150H94ZM129 150V152L127 151V150ZM185 149H187V150H185ZM92 150H93V152H92ZM124 152H123V151ZM133 152H132V151ZM159 150V149H158ZM246 153H247V149L245 150V148L243 149ZM111 151H112V153H111ZM118 151V152H117ZM174 151H175V153H174ZM188 151V152H187ZM250 150L248 149V152H249ZM110 152V153H109ZM128 152V153H127ZM207 152L209 153V152H211V149H208L207 150ZM108 153V154H107ZM117 153V154H116ZM118 153H119V155H118ZM167 154V156L166 155H164V154ZM177 153H182V154H177ZM184 153V154H183ZM193 153V154H192ZM195 153V154H194ZM200 153V152H199ZM207 153V154H208ZM92 154H93V156H92ZM102 154V155H101ZM111 154V155H110ZM124 154V155H123ZM174 154V155H173ZM186 154V155H185ZM211 154V153H210ZM110 155V156H109ZM148 154H146V156H147ZM179 155H180V157H179ZM201 154H198L197 156H200ZM105 156H106V158H105ZM117 156V157H116ZM122 156V157H121ZM169 156V157H168ZM175 156H176V158H177V156H178V158L177 159H175ZM182 156L184 157L183 159H182ZM191 156H192V158H191ZM207 156H209L210 157V155L208 154ZM189 157V158H188ZM194 157V158H193ZM94 158V159H93ZM170 158V159H169ZM188 158V159H187ZM81 159V158H80ZM88 159V160H87ZM112 159V160H111ZM128 159V160H127ZM167 159H169V160H167ZM171 159H173V160H171ZM175 159V160H174ZM178 159H180V160H178ZM192 159V160H191ZM104 160H106V161H104ZM111 162H110V161ZM171 160V161H170ZM178 160V161H177ZM184 160H185V162H184ZM98 161V162H97ZM113 161H115V163L113 162ZM128 161V162H127ZM130 161V162H129ZM160 161H158V162H160ZM164 161V162H163ZM167 161V162H166ZM169 161L171 162V163H169ZM175 161V162H174ZM187 161V162H186ZM189 161V162H188ZM217 161V163H219L220 161L219 160H216ZM219 161V162H218ZM81 162H82V160L79 162L80 164H81ZM97 162V163H96ZM181 162H183V163H181ZM192 162H193V164H192ZM110 163H112V164H110ZM163 163V164H162ZM166 163V164H165ZM176 163V164H175ZM178 163H179V165H178ZM188 163V164H187ZM190 163V164H189ZM87 164V165H86ZM134 164V165H133ZM140 164V165H139ZM160 164V165H159ZM169 164H170V166H169ZM173 164V165H172ZM184 166H183V165ZM186 164H187V169H186ZM194 164H197V165H199V166H197V165H195L194 166ZM79 165V164H78ZM100 165V166H99ZM141 165H142V167H141ZM162 165V166H161ZM193 167H192V166ZM109 166H111V167H109ZM133 166H135L134 168H133ZM143 166H145V167H143ZM157 166H159V167H157ZM165 166V167H164ZM168 166V167H167ZM172 166H174L173 168L176 170V172L177 173H175V174H177V175H173L172 173H170L171 172V170H174V169H172ZM183 166V167H182ZM189 166V167H188ZM89 167V168H88ZM99 169V171H98V169ZM102 167V168H101ZM113 167V168H112ZM130 167V168H129ZM163 167V168H162ZM176 167V168H175ZM198 168V171H200L199 172V174H198V176H200V177H198L197 176V170H195V169H197ZM75 168V167H74ZM80 168V167H79ZM136 168L137 169H139V170H136ZM160 168V169H159ZM165 168V169H164ZM169 170H167V169ZM179 169V171H178V169ZM181 168H183V169H181ZM189 168V169H188ZM1 169V168H0ZM97 169V170H96ZM101 169V170H100ZM126 169V170H125ZM130 171H129V170ZM146 169H147V171H146ZM151 169V170H150ZM154 169V170H153ZM156 169V170H155ZM164 169V170H163ZM191 169H193V170H191ZM210 170V173H207V174H205L206 173V171L207 172H209V170ZM77 170V169H76ZM127 170H128V172H127ZM135 170V171H134ZM163 170V171H162ZM181 170V171H180ZM195 170V171H194ZM0 171H2V170H0ZM148 175L147 177H146V174L144 173V172ZM165 171V172H164ZM188 173V175L186 174V172ZM132 173V175L131 174H129V173ZM144 173V174H142L141 175V173ZM155 172V173H154ZM158 172V173H157ZM164 172V173H163ZM181 172V173H180ZM220 173H216V171H214V178L212 179V181L211 182H216L215 181V177H219V174H221V172L222 171H219ZM2 173V175L3 176H1L0 175V186L3 188L2 189V191L3 192H0V194L1 193H4L5 192V194H1L2 195V197H1V200H0V202L2 201V199H4L6 202H7V199L9 198V200L12 198V200L13 201H11L10 200V202H9V200H8V202L6 203L5 201H4V203H5V205H8V203H10L11 205H13L14 206V204H16L15 205V207H11V206H8V207H5L4 209H7V210H5V211H2L3 210V208H2V210L0 209V230L3 232L4 231V234L1 232L0 234H2L1 235V237H3L2 239H1V237H0V264H30L31 263V261H32V263L31 264H36V262H37V264H40V262H41V260H42V262H41V264H45V263H49L50 262V260H51V262L53 263V264H60V261H58V260H56L55 262H53L55 259V256L57 255V252L54 254L53 252H54V249H52L51 250V245H48V244H46L45 242H44V240H43V243L44 244H46V245H44L43 244V247H42V241L40 242L41 244H38V246H37V244H36V240H39L38 239V236H37V234H35L36 232H35V228H37V227H39V220L37 221L36 219H34L33 218V216L32 215H30L31 216V218H29L27 221H30L29 222V225H28V227H26L25 229H21V228H19V227H17V224L20 222H26V220L24 219L25 217H27V215H29L30 214V212H28V210L26 211V203H27V198L26 199H23L25 196L24 195H22L21 193V198L20 199H17V198H19V196H20V194H18L19 196L17 197V188H16V193H15V190H13V189H15L14 187H16V186H13L12 187V184H11V182L8 184L7 182H9V181H7V180H9L10 178L9 177H7L6 176V178H9V179H7L6 180V178L4 177L5 175L4 174H6V172H4L3 173V171L1 172ZM152 173H154V174H152ZM159 173H160V175H159ZM184 173H185V175H184ZM195 173V174H194ZM87 174V175H86ZM98 174H100V173H98ZM124 174V175H125ZM128 174V175H127ZM158 174V175H157ZM163 176H162V175ZM168 174V175H167ZM170 174V175H169ZM183 174V175H182ZM210 174V175H211ZM7 175V174H6ZM90 175V176H89ZM131 175V176H130ZM134 175V176H133ZM150 175V176H149ZM167 175V176H166ZM180 175V176H179ZM193 175V176H192ZM207 176V177H205V178H207V179H204V177L203 176ZM213 175H211V176H213ZM130 176V178L132 179H128V177ZM142 176V177H141ZM152 176V177H151ZM154 176V177H153ZM176 176V177H175ZM185 176H188V177H185ZM198 178H197V177ZM1 177H3V178H1ZM90 177V178H91ZM134 177V178H133ZM158 177H159V179H158ZM170 177H171V179H170ZM175 177V178H174ZM190 177V178H189ZM126 178V177H125ZM180 178V179H179ZM184 178V179H183ZM186 178H188V179H186ZM195 178H197V179H195ZM201 179V178H203L201 181H199L200 182V186H198L199 185V182H198V179ZM169 179V180H168ZM177 179V180H176ZM181 179H182V181H184V182H182L181 181ZM219 179V178H218ZM3 180V181H2ZM11 180V179H10ZM128 180V181H127ZM134 180H135V182H134ZM144 180V181H143ZM146 180H147V182H146ZM155 182V184L153 183V181ZM164 180V181H163ZM176 180V181H175ZM187 180H189V181H187ZM192 180V181H191ZM217 180V179H216ZM5 181H7V182H5ZM69 180H67V181H64L65 183L66 182H68ZM133 182V184L131 183V182ZM142 181H143V183H142ZM158 182V185L156 184L157 182ZM161 181H162V183H161ZM168 181H170V182H168ZM178 181V182H177ZM195 181H196V183H195ZM234 181V180H233ZM71 182H72V180H71ZM71 182H69L70 184H71ZM129 182V183H128ZM152 182V183H151ZM188 182V183H187ZM191 182V183H190ZM198 182V183H197ZM146 183V184H145ZM150 184V185H148V184ZM170 183V184H169ZM176 183H177V187H176ZM195 183V184H194ZM233 183V182H232ZM236 182L234 181V186H235V188H238V187H236V185L237 184H235ZM95 184V183H94ZM131 186H130V185ZM141 184L143 185V186H141ZM159 184H161L160 186H159ZM169 184V185H168ZM206 184H204V185H206ZM212 184V183H211ZM210 184V185H211ZM213 184H215V183H213ZM8 187H7V186ZM125 185V186H124ZM153 185V186H152ZM166 186V187H163V186ZM180 185V186H179ZM196 185V186H195ZM230 185H232L231 183H230ZM232 185V186H233ZM103 186H105V188L103 187V189H105V190H103V193H102V195L104 196V198L102 197V201L105 199V197L107 198V200H106V202H108V199H109V196H110V188L104 183L103 184ZM107 186V187H106ZM157 186H159L158 188H156ZM182 186V187H181ZM186 186V187H185ZM188 186V187H187ZM194 186V187H193ZM233 186V187H234ZM238 186V185H237ZM8 188V189H6V188ZM10 187V188H9ZM138 187H141V188H139V189H142V191L144 192H139V189H138ZM143 187V188H142ZM162 187V188H161ZM178 190V192H179V190L181 191V193L180 194H178V198H177V200L174 202V201H172L170 198H173V197H171L172 196V194H171V192L172 191H174L175 190V188ZM185 187V188H184ZM198 187H199V189H198ZM203 187H205V186H203ZM229 187H231V186H229ZM233 187H231L230 189V192L231 191H233L232 190V188ZM128 188V189H127ZM152 188V189H151ZM172 188V189H171ZM187 188V189H186ZM190 188V189H189ZM201 188V189H200ZM210 188V187H209ZM4 189H6V191L8 192H10V190H13V191H11V192H13V193H15V194H12L14 197H15V199H14V197L13 196H10V197H8V198H6L5 196H9V195H11L9 192L7 193L6 191H4ZM137 189V190H136ZM159 189H160V191H159ZM168 189H170L169 191H168ZM174 189V190H173ZM184 190V189H186L187 190V192L189 193H187L185 190V193L187 194V195H185V193H183L184 191H182V190ZM193 189H195V191L193 190ZM106 190H108L107 192H106ZM125 190V191H124ZM129 190V191H128ZM157 190H158V192H157ZM176 190V191H177ZM192 190V191H191ZM237 190V189H236ZM235 190V191H236ZM238 190H239V188H238ZM0 191H1V188H0ZM135 192V195H134V192ZM148 191V192H147ZM153 191V192H152ZM166 191V192H165ZM190 191V192H189ZM170 194H169V193ZM191 192H192V194H191ZM234 192V191H233ZM19 193V192H18ZM107 193V194H106ZM109 193V194H108ZM123 193H125V194H123ZM129 193V194H128ZM140 193H142V195L140 194ZM146 193H147V195H146ZM152 193V194H151ZM154 193V194H153ZM159 193V194H158ZM163 193V194H162ZM236 194L238 193V191H236L235 192ZM122 194H123V196H122ZM151 194V195H150ZM157 194V195H156ZM185 196H187V197H185ZM191 194V195H190ZM0 195V196H1ZM101 195V196H102ZM114 195V196H113ZM125 195H134V196H125ZM146 195V196H145ZM171 195V196H170ZM233 195H235L234 193H233ZM22 196H24V197H22ZM108 196V197H107ZM122 196V198L120 199L119 197H121ZM136 196H137V198H136ZM153 196V197H152ZM159 196L161 197V198H159ZM166 196V197H165ZM184 197V198H181V197ZM190 196H192V197H190ZM76 198H77V196H75ZM75 197L73 196V198H74V201H75ZM114 197V199H112ZM116 197V198H115ZM124 197V198H123ZM135 197V199L133 200V198ZM146 197V198H145ZM169 197V198H168ZM191 199H190V198ZM117 198H119V199H117ZM127 198H129V199H127ZM143 198H140V199H142L143 200ZM167 198V199H166ZM188 198V199H187ZM21 199H23L24 201H25V203H24V201L23 200H21ZM140 199H138V200H140ZM190 199V200H189ZM14 200H16L15 202H17V203H15L14 202ZM22 202H20V201ZM105 200L103 201V202H101V197H100V200H99V203L101 204V206H100V204H94V203H92L93 205H95V207H97L98 206V208H100V210H102V208L104 207V205H105ZM116 200V201H115ZM121 200V201H120ZM129 201V203H131V204H129L128 203V201ZM132 200V201H131ZM137 200V201H138ZM179 200V201H178ZM185 200V201H184ZM231 200H233L234 202L232 203L233 205H234V203H236V201L234 200V199H231ZM19 201V202H18ZM114 201V202H113ZM125 201V202H124ZM134 201V202H133ZM190 203H189V202ZM192 201V202H191ZM3 202V201H2ZM70 202V201H69ZM110 202V201H109ZM124 202V203H123ZM139 202V201H138ZM159 202V203H158ZM181 202V203H180ZM13 203V204H12ZM18 203H21V204H19V207H17L18 205ZM71 203V202H70ZM70 203H68L67 202V204L66 205H70ZM91 203H89L88 204V206H90V208L92 207L90 204ZM114 203V204H113ZM120 203V205L121 206H119L118 204ZM173 203V204H172ZM178 203V204H177ZM23 204V205H22ZM28 204V203H27ZM107 205H109L108 203H106ZM118 206H117V205ZM124 204H126V205H131V206H129V208L131 209V212L129 211L130 209H127L128 208V206L126 207ZM134 204V205H133ZM136 204V205H135ZM181 204V205H180ZM191 204H193V205H191ZM195 204H197L196 202H195ZM26 205V206H25ZM162 205V206H161ZM24 208H23V207ZM87 206V208H89ZM100 206V207H99ZM103 206V207H102ZM106 206V205H105ZM125 206V207H124ZM132 206H133V211H132ZM137 206V207H136ZM190 206V207H189ZM235 206V205H234ZM16 207H17V209L19 208L20 209V207H22V209L21 210H18V214H17V212H16V214H14V212L17 210L16 209ZM28 207V206H27ZM64 207L66 208H68V206H65V204H64ZM116 207H117V210L118 211H116ZM118 207H120L121 208V210H123V209H125V210H123V211H121L120 210V208L118 209ZM185 207V208H184ZM197 207V208H196ZM10 208H12V209H14L15 211L13 212V210H12V215H14V216H16V217H11V215L9 214L10 213ZM123 208V209H122ZM195 208V209H194ZM28 209V208H27ZM114 209H115V211H114ZM136 209V210H135ZM156 209V210H157ZM183 209V210H182ZM58 210V209H57ZM120 210V211H119ZM134 210H135V216H134V214L132 213V212H134ZM138 210V211H137ZM182 210V211H181ZM9 211V212H8ZM61 211L62 210H58V213H57V211L55 212V219L57 220V216H58V218H60L61 217ZM124 211H126L125 213L126 214H124L123 212ZM136 211H137V214H136ZM119 212V213H118ZM123 213L122 215H120L121 213ZM130 212V213H129ZM183 212V213H182ZM188 212L190 213V214H188ZM191 212H192V214H191ZM59 213H60V215H59ZM111 214H112V212H110ZM179 213H181V214H179ZM6 214V215H5ZM115 214V215H116ZM127 214H128V216H127ZM130 214H132L131 216H130ZM149 213H147V215H148ZM151 214H153L152 213V210H151ZM151 214H149L148 216V218L150 219V220H148L149 222H147V224H148V226H147V228L149 229L148 230V234H152L154 231H153V229H154V226H155V223L157 222V220H159V215H157L156 213L152 216V218L150 217V215ZM173 214V215H172ZM196 213H194V215H195ZM10 215V216H9ZM21 215V216H20ZM24 215H26V216H24ZM123 215H125V216H123ZM190 215V216H189ZM3 216V217H2ZM5 216V217H4ZM60 216V217H59ZM181 216V217H180ZM8 217H10V219H8ZM34 217H35V215H34ZM127 217H130L129 219L131 220L132 218L134 219V217H135V219L133 220H131V222H129L130 220L127 218ZM132 217V218H131ZM155 217V218H154ZM158 217V218H157ZM178 217H180V218H182V222H181V219L180 218H178ZM13 218V220L12 221H10L11 219ZM14 218L16 219L15 221H14ZM174 218V219H173ZM192 218V217H191ZM129 220L128 222L126 221V220ZM175 219H177V220H175ZM186 219V221L188 222L187 224H186V221H184ZM3 220H5V221H3ZM21 220V221H20ZM25 220V221H24ZM33 220V221H32ZM55 220V221H56ZM176 222H175V221ZM9 221H10V223L12 222V224H13V222L14 223H16L15 224V226H16V228L15 227H13L14 225H12V227L13 228H15V229H13L11 226L9 227V225H10V223H9ZM53 222L52 223H54L55 224V222H54V219L52 220ZM121 221H122V219H121ZM124 221H122V222H124ZM173 221V222H172ZM180 221V222H179ZM33 222H34V224L35 225H32L33 224ZM134 222V223H133ZM171 222H172V224H171ZM19 223V224H20ZM175 223H176V225H175ZM150 224H151V226H150ZM179 225V227H178V225ZM183 224H184V226H183ZM38 225V226H37ZM135 225V224H134ZM135 225V226H136ZM174 225L176 226V227H178V229L175 227V229H174ZM4 226V227H3ZM181 226L183 227L182 229H181ZM4 228H5V230H4ZM10 228V229H9ZM151 228V229H150ZM184 228H186L185 230H184ZM13 229V231H16L17 233L16 234H12V232L13 231H10V230H12ZM20 229V230H19ZM170 229V230H169ZM173 229V230H172ZM23 230V231H22ZM45 230V229H44ZM50 230V227H48V231ZM150 231V232H149ZM169 231H171V232H169ZM182 232V235H181V232ZM183 231H184V233H183ZM21 232H23V233H21ZM32 232V233H31ZM47 232V231H46ZM167 232V233H166ZM169 232V233H168ZM173 232H175V233H173ZM178 232H180V234L178 233ZM25 233V234H24ZM163 233V234H162ZM171 233L173 234V235H171ZM188 233V232H187ZM7 234V235H6ZM28 234V235H27ZM34 234H35V236H34ZM166 234H168V235H166ZM181 236V237H178L179 235ZM4 235V236H3ZM18 235V236H17ZM19 235H21V236H19ZM45 235V234H44ZM162 235H165V237L164 236H162ZM178 235V236H177ZM33 236H34V238H36V239H34L33 238ZM163 237V239H162V237ZM18 237L20 238L21 237V240H19L18 239ZM154 237V233L152 234V235H150V238L152 239ZM171 238V239H170ZM176 238H178V239H181L182 240V242H183V240H185V242L183 243L184 245H182L181 243L182 242H180V244H181V246L179 245V241H181V240H178V242H177V244L179 245H176ZM154 239V238H153ZM153 239H152V241H153ZM31 240H35L34 241V244L31 242ZM158 240V241H159ZM176 240V241H175ZM26 241V242H25ZM167 241H170V243L169 244H167L168 242ZM24 242V243H23ZM27 242H29V243H27ZM38 242V241H37ZM24 244H25V246H24ZM32 244V245H31ZM166 244H167V246H168V250H167V246H166ZM29 245H31V246H29ZM35 245H36V247H38V249L35 247ZM41 246V247H40ZM45 246V247H44ZM166 247V249H165V247ZM173 246V247H172ZM176 246V247H175ZM171 247V248H170ZM189 247V248H188ZM192 247V248H191ZM40 248H43V249H40ZM161 248V249H160ZM175 248V249H174ZM177 248H181V250L179 251V249H178V251L176 250ZM161 250V252H159L160 250ZM49 250V251H48ZM154 250V249H153ZM159 250V251H158ZM163 250V251H162ZM175 250H176V252H177V255H176V252H175ZM183 250H185L186 251V253H185V251H183ZM188 250V251H187ZM190 250V251H189ZM39 251V252H38ZM168 251V252H167ZM175 253H174V252ZM46 252H48V254H45ZM162 252H163V254H162ZM166 252L167 253H169V254H166ZM173 252V253H172ZM182 252V253H181ZM39 253H43L44 255H46V258H45V256H42L41 254H39ZM161 253V254H160ZM179 253L182 255V256H180L179 255ZM185 253V254H184ZM28 254V255H27ZM173 254V255H172ZM176 256H175V255ZM191 254V255H190ZM195 254V255H194ZM22 255V256H21ZM38 255V256H37ZM41 255V256H40ZM160 255L162 256L161 258H160ZM36 256V257H35ZM51 256H52V258L54 259H52L51 258ZM133 255H131V256H129V258H131L130 260H127V262H128V264H135L137 261H139V262H137V264H141V263H143V264H156V261H157V259H154V257H152V260H151V256H148V259H145V261L146 260H148V261H144V262H142V257H141V259H139L140 257H136V256H133ZM141 256V255H140ZM153 256H154V254H153ZM165 256V257H164ZM171 256V257H170ZM177 256H180V257H177ZM186 256V257H185ZM194 256H195V258H194ZM28 257V258H27ZM135 257V258H134ZM150 257V258H149ZM164 257V258H163ZM44 258H45V260H44ZM136 258H137V260H136ZM176 258H178V260L176 259ZM179 258L181 259V261L179 260ZM190 258H193V259H190ZM33 259V260H32ZM36 259V260H35ZM48 259H50V260H48ZM134 259H135V261H134ZM154 259V260H153ZM162 259V260H161ZM190 259V260H189ZM38 260V261H37ZM47 260V262H45ZM156 260V261H155ZM176 260V261H175ZM184 260H183V262H184ZM34 261H36L35 263H34ZM44 261V262H43ZM130 261V262H129ZM131 261H132V263H131ZM149 261H151V262H149ZM155 261V262H154ZM165 261V262H164ZM180 261V262H179ZM39 262V263H38ZM50 262V263H51ZM59 262V263H58ZM158 262V261H157ZM49 263V264H50ZM51 263V264H52ZM160 262H158V264H161Z\"/></svg>", "mask_w": 264, "mask_h": 264}]
</instances>
